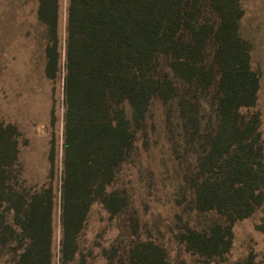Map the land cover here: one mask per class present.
<instances>
[{
	"label": "trees",
	"instance_id": "16d2710c",
	"mask_svg": "<svg viewBox=\"0 0 264 264\" xmlns=\"http://www.w3.org/2000/svg\"><path fill=\"white\" fill-rule=\"evenodd\" d=\"M39 4L46 24L44 12L51 7L55 25L56 0ZM203 6L218 22L203 15ZM241 16L238 0H68L60 264H74L78 234L94 201L100 199L111 215L124 206L123 198L105 195V189L130 149L149 102L167 101L175 92L170 78L153 74L161 58L198 93L216 80L218 94V123L188 182L192 208L214 211L223 221L202 231L184 227L178 240L202 257L201 264H211L229 251L233 224L264 204L258 123L240 114L254 106L259 89V76L250 66L251 45L239 34ZM58 61L52 43L45 48L47 76H55ZM124 103L131 108L130 119ZM191 107L182 101L180 115L192 123L195 134ZM15 135L14 126L0 123V258L6 244L18 239L24 243L12 264H51L52 191L23 197L6 183L7 168L17 158ZM6 211H12L16 231L4 223ZM259 230L264 240V210ZM126 264L167 261L153 241H140L128 250Z\"/></svg>",
	"mask_w": 264,
	"mask_h": 264
},
{
	"label": "rangeland",
	"instance_id": "374dc122",
	"mask_svg": "<svg viewBox=\"0 0 264 264\" xmlns=\"http://www.w3.org/2000/svg\"><path fill=\"white\" fill-rule=\"evenodd\" d=\"M56 4L54 25L51 7L44 12L48 24L40 17L39 0H0V123L14 126L17 143V158L7 168L6 183L23 197L52 191L51 264H60L68 0H56ZM202 13L217 20L206 6ZM52 43L57 45L59 61L57 73L49 77L44 72L45 48ZM251 50L250 66L259 76V89L254 106L241 109L240 114L257 120L264 158V53L260 52L264 49L251 45ZM168 61H156L153 74L170 78L175 92L167 101L153 98L149 102L130 149L105 189V195L117 193L123 198L124 206L111 215L100 199L91 204L78 234L74 264H126L128 250L140 241L157 244L167 264H201L202 257L188 252L178 234L184 227L202 231L214 221H223L214 211L192 208L188 182L218 123L216 80L198 93L171 73ZM182 101L192 104L195 134L192 123L180 115ZM123 110L130 119L128 103ZM263 210L264 204L233 224L229 251L211 264H264L259 230ZM2 215L4 223L16 231L12 211ZM19 242L6 244L0 264L13 263L24 243Z\"/></svg>",
	"mask_w": 264,
	"mask_h": 264
},
{
	"label": "crops",
	"instance_id": "0c3cea01",
	"mask_svg": "<svg viewBox=\"0 0 264 264\" xmlns=\"http://www.w3.org/2000/svg\"><path fill=\"white\" fill-rule=\"evenodd\" d=\"M238 2L242 10L238 26L240 36L252 46L264 49V0H238ZM260 52L263 54L264 50Z\"/></svg>",
	"mask_w": 264,
	"mask_h": 264
}]
</instances>
